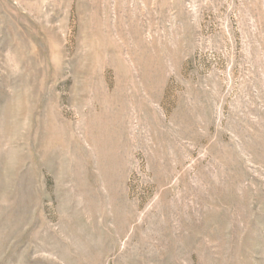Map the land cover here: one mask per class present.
<instances>
[{
    "label": "rangeland",
    "instance_id": "374dc122",
    "mask_svg": "<svg viewBox=\"0 0 264 264\" xmlns=\"http://www.w3.org/2000/svg\"><path fill=\"white\" fill-rule=\"evenodd\" d=\"M0 264H264V0H0Z\"/></svg>",
    "mask_w": 264,
    "mask_h": 264
}]
</instances>
